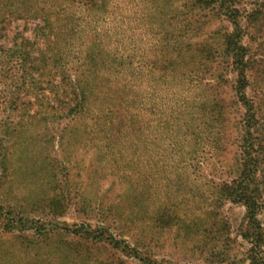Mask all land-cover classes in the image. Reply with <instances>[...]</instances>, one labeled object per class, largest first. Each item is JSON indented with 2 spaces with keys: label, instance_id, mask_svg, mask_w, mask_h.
<instances>
[{
  "label": "rangeland",
  "instance_id": "374dc122",
  "mask_svg": "<svg viewBox=\"0 0 264 264\" xmlns=\"http://www.w3.org/2000/svg\"><path fill=\"white\" fill-rule=\"evenodd\" d=\"M40 1L8 0L0 5V44L9 46L19 33L32 37ZM23 4L32 6L28 15H22ZM108 4L104 26L118 32L115 51L130 53L134 67L141 60L157 59L160 33L169 34L159 31V24L167 28L172 18L183 36L184 78L180 76L178 84L162 82L161 72L152 76L148 68L149 110L136 100L114 102L121 104L117 110L122 124L116 119L105 125L108 118L100 112L95 125L88 118L55 112L47 122L48 110L30 119L39 107L21 108L26 98H33L27 92H36L27 91L29 80L20 79L19 70L5 69L4 75H12L18 88L12 101L20 109L0 112V123L5 124L0 127V148L8 155L0 159V205L16 219H31L33 229L4 230L0 221V264H140L107 242L63 231L81 225L107 227L152 264H247L248 245L241 238L245 207L220 200L213 191L222 181L236 179L242 167L252 166L241 158L245 111L237 101L242 80L234 69L241 48L247 62L244 92L258 118V124L249 125L254 141L247 152L257 166L264 199V0ZM88 12L78 9V17L91 23ZM141 14H147L146 20ZM119 32L132 41L119 42ZM230 35L234 43L228 47ZM120 45L128 52L119 50ZM59 79L57 75L53 80ZM108 80L107 90L120 88ZM23 81L25 87L20 86ZM47 86L40 84L44 90L38 89V95L50 97ZM137 93L143 94V89ZM172 203L179 221L160 229L152 218ZM258 219L264 230V209Z\"/></svg>",
  "mask_w": 264,
  "mask_h": 264
},
{
  "label": "trees",
  "instance_id": "16d2710c",
  "mask_svg": "<svg viewBox=\"0 0 264 264\" xmlns=\"http://www.w3.org/2000/svg\"><path fill=\"white\" fill-rule=\"evenodd\" d=\"M1 1L0 5L8 2V0ZM207 1L211 3L214 0ZM221 1L224 2V0ZM108 3L109 0H41L39 2L41 6L36 7L33 17V20L39 22L32 30V37L27 38L19 33L12 38L9 46L0 44V112L7 110L11 114L20 109L16 100L12 101L17 92L15 90L18 88H16V84H13L15 81L11 80L12 75L10 77L4 75L6 68L19 70V78L29 80L27 91H31L29 88H33L32 90L36 92L34 95L27 92L33 98H26L21 108L23 110V107L27 106L39 107L33 116H28L30 119L38 116L39 111L41 114L43 110H48L47 122L55 117L53 116L55 112L59 116L62 114L64 117L73 119L88 118L90 121H94L95 125L99 123L98 114L100 112L106 114L108 118L105 125H113L116 119H119L117 125L122 124L120 119L122 112L117 110L122 102L130 104L136 100L142 103L140 105L145 107L146 111L149 110V81L146 79L149 69V74L152 76L156 70L161 72L160 81L162 82L166 79L167 83L178 84L180 76L182 79L184 78L183 69L185 67L182 65L186 56L182 55L183 36L177 33L179 28L171 24L172 18L169 20L167 28L162 26V23L159 24L161 27L159 31H169V34L160 33L155 44L160 51L157 59L152 62L141 60L142 66L140 63L139 67H134L130 53L123 56L122 53L115 51L117 49L114 45L117 42L118 32L104 26L105 21L103 20L110 7ZM78 9L90 11L88 14L92 17L91 23L83 22V19L78 17ZM31 10V5L24 6L22 15H28ZM141 17L146 20L145 18L148 16L141 14ZM2 22L3 19L0 20V23ZM121 34L119 32V42L132 41L125 34H122L120 40ZM225 41L228 43L226 45L228 47L234 43L231 35L227 36ZM38 43L43 47L38 48ZM86 43L90 45L88 48H84ZM169 44H174L175 47L169 49ZM121 47L120 45L118 49L128 52V48L122 50ZM237 50L239 52L236 53L234 61L236 68L234 67V69L237 71V78L242 80L239 82L241 85L237 88V101L243 105L245 111L241 120L244 124L242 128L244 134L241 138L244 149L241 150V158L243 163L249 161L252 166L250 168L242 167V172L236 179L219 183L213 194L216 192L220 200L226 198L233 203L239 202L245 207L246 226L241 233V238L248 245L246 262L247 264H264V230L258 219L260 212L264 209V199L260 189L262 183L257 178V166L252 163V160H249L251 158L247 152L254 141L253 137L251 139L249 125L258 124V118L253 102L246 99L244 92L245 85L242 78H244L247 62H243L242 49L238 48ZM184 51L187 54L186 48ZM57 75L60 79L53 80L57 78ZM47 77H50L51 80L42 81ZM167 77L170 80H167ZM108 79L120 85V88L107 90ZM20 83V86H26L24 81ZM40 84L49 86L45 90L51 94L50 97L45 94L38 95L37 90L41 89ZM138 88L143 89V94L137 93ZM112 101L113 103H111ZM107 102L109 103L107 104ZM114 102H121V104L116 106ZM222 104L225 103L222 102ZM218 116L220 117V114ZM3 125L5 124L0 123V127ZM130 125L132 126V122ZM14 127L17 128L16 125ZM7 156L6 152L0 148V159ZM169 206L170 208L160 209L157 216L152 218V221L154 220L160 229L173 226L176 221H179L175 212L176 205L172 203ZM11 215L10 210L0 205V221L3 222L4 230L18 227L22 231L33 229L30 228L33 224L31 219L20 217L16 219ZM63 231L94 242H107L113 249L120 250L137 259L140 264H152L148 256H142L125 240L117 239L112 233H109L107 227L97 226L95 229H91L81 225L73 230L64 227ZM143 239H147V235L143 236Z\"/></svg>",
  "mask_w": 264,
  "mask_h": 264
}]
</instances>
